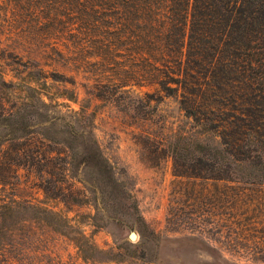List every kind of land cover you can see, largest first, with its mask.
Masks as SVG:
<instances>
[{
    "label": "trees",
    "instance_id": "16d2710c",
    "mask_svg": "<svg viewBox=\"0 0 264 264\" xmlns=\"http://www.w3.org/2000/svg\"><path fill=\"white\" fill-rule=\"evenodd\" d=\"M23 1L31 17L29 28H43L45 36L59 25L73 28L79 52L90 48L98 69L105 72L98 85L107 89L106 98L144 84L155 87V92L146 93L147 101L153 96L176 98L192 126L200 129L177 136L167 150L174 175L212 180L224 187L234 184V212L220 217L215 228L225 226L231 234L245 228L249 223L235 218L236 205L244 204L248 195L241 190L264 184V0ZM14 15L19 22L24 14ZM2 45L0 34V64L9 58ZM3 73L0 69V264H70L58 252L60 237L75 245L85 264L122 262L121 250L139 244L121 236L116 251L97 248L83 232L76 238L61 231L73 229L62 212L16 196L20 168L33 174L34 185L46 197L60 200L68 210L78 204L79 194L68 177L92 186L102 180L112 192L118 181L91 134L72 125L68 129L73 140L68 146L71 159L61 156L52 147L54 137L46 134L60 115L49 114V105L38 95H32L34 101L21 96L22 91L35 92L32 83L37 80L14 82ZM57 74L52 77L57 79ZM96 90L102 98L97 86ZM192 138L198 148L186 155L182 149L191 147L184 144ZM68 162L69 169L55 168L56 163ZM225 196L218 198L221 205ZM143 226V222L138 225L142 233ZM183 238L199 241L213 260L209 264H237L200 235ZM152 241L158 245V240ZM144 248L136 258L151 262L154 259L146 258ZM253 253L256 260H264V251Z\"/></svg>",
    "mask_w": 264,
    "mask_h": 264
},
{
    "label": "rangeland",
    "instance_id": "374dc122",
    "mask_svg": "<svg viewBox=\"0 0 264 264\" xmlns=\"http://www.w3.org/2000/svg\"><path fill=\"white\" fill-rule=\"evenodd\" d=\"M17 3L0 0V34L4 56L9 57L1 61L0 69L7 80H37V84L32 83L36 91H22L21 96L34 101L32 95H38L49 105V114L60 115L57 123L47 128L46 134L54 137L52 147L60 151L61 156H68V161L71 159L68 146L73 140L68 133L69 126L91 134L111 165L118 185L112 192V187L102 180L92 186L78 177H68L73 190L79 192L76 196L78 204L68 210L60 200L46 197L34 185L33 174L20 168L21 180L14 189L16 196L62 212L70 218L73 229L61 231L76 238L83 232L97 248L116 251V240L121 236L133 245L139 244L135 249L121 250L124 253L122 262L98 264L213 262L199 241L183 238L191 234L200 235L211 247L218 248L237 264H264V260H256L251 255L264 251V184L241 190L248 195L244 204L236 205L235 218L248 222L245 228L238 227L237 233L232 234L223 229L225 226L217 230L216 221L234 212L232 196L237 188L231 183L224 187L212 180L174 175L167 150L177 136L200 129L192 126V120L184 115L176 98L163 95L156 99L153 96L155 100L148 102L146 93L155 92V87L150 84L132 85L129 93L106 98L107 89L98 85L105 72L98 69L96 59L89 54L90 48H86L84 54L79 52L73 28L59 25L45 36V29L35 31L28 27L27 21H31V17L27 3L23 0H17ZM14 14L24 15L16 22ZM52 73H58V78L54 79ZM96 86L102 98L96 96ZM141 98L147 104L141 103ZM197 142L192 138L184 144L191 147L182 151L189 155V149L198 148ZM69 164L59 166L56 163L55 168L69 169ZM93 187L97 189L94 191ZM224 194H227L223 198L226 202L221 205L218 198ZM249 195H252L250 199ZM142 222L144 233L138 228ZM130 231L136 232V240L129 239ZM153 237L158 240V245L152 241ZM61 239L64 238L60 237L58 252L62 260L85 264L77 256L75 245ZM142 246L146 258L154 260L145 262L136 258ZM98 257L103 258V255Z\"/></svg>",
    "mask_w": 264,
    "mask_h": 264
},
{
    "label": "water",
    "instance_id": "95a60500",
    "mask_svg": "<svg viewBox=\"0 0 264 264\" xmlns=\"http://www.w3.org/2000/svg\"><path fill=\"white\" fill-rule=\"evenodd\" d=\"M136 238H137L136 232L135 231H130L129 239L134 241V240H136Z\"/></svg>",
    "mask_w": 264,
    "mask_h": 264
}]
</instances>
